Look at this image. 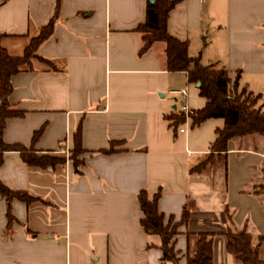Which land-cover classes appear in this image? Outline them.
Listing matches in <instances>:
<instances>
[{
  "label": "crops",
  "instance_id": "1",
  "mask_svg": "<svg viewBox=\"0 0 264 264\" xmlns=\"http://www.w3.org/2000/svg\"><path fill=\"white\" fill-rule=\"evenodd\" d=\"M149 3H0L1 46L13 57L24 55L60 4L53 35L37 51L55 68L33 59L13 77L10 102L23 116L7 120L4 140L66 161L42 168L18 152L4 155L1 182L35 201H13L9 228L0 195V264H163L160 238L142 225V191H161L166 223L171 216L180 222L185 206L190 210L176 236L181 264L201 233L214 235V264H238L227 248L228 229L245 230L256 244L264 236V136L231 139L224 157L191 173L211 154L225 120L176 126L183 100L171 91L187 89L195 112L207 100L186 72L168 71L165 42L140 55ZM168 32L188 44L192 58L238 75L239 88L264 101V0H180ZM79 128L86 153L77 172L70 155Z\"/></svg>",
  "mask_w": 264,
  "mask_h": 264
},
{
  "label": "trees",
  "instance_id": "2",
  "mask_svg": "<svg viewBox=\"0 0 264 264\" xmlns=\"http://www.w3.org/2000/svg\"><path fill=\"white\" fill-rule=\"evenodd\" d=\"M179 1L155 0V2L149 3L146 23L139 28L144 42L140 55L146 53L155 41L165 42L168 71L186 72L189 83H200V95L207 100L206 106L193 116L194 126L209 119L223 118L225 120V127L217 132L218 138L211 147L209 157L191 170V173H201L216 155L224 157L228 152V144L231 139L257 134L264 136V106H258V102L262 99L261 95L255 96L244 89L240 90L238 75L233 78L225 69L204 66L200 58H192L189 55L187 43L181 42L169 34V13ZM59 10L60 4L57 5L53 19L41 29L39 36L31 41L21 57L11 56L1 46L2 36L0 35V166L3 165L4 155L7 152L20 153L24 162L34 167L48 168L66 163L64 159L50 156L39 157L34 151L28 150L24 146L10 145L4 140L7 120L23 116V113L15 110L10 102V96L13 92V77L29 67L33 59H39L51 68H55L50 61L38 56L37 51L39 46L53 35ZM173 119L176 126H180L186 121L184 114L181 113ZM42 132L43 129L36 132L34 141L41 136ZM74 144L70 159L75 170L79 172L85 161L81 157L86 153L82 144L81 128L74 136ZM110 152L104 151V153ZM0 195L6 199L8 204L9 228L15 220L12 214L13 201L20 200L28 204L35 201L27 193L10 190L1 180ZM161 196V191L154 195H150L147 191H142L139 194V203L144 214L142 225L149 236L160 238L162 263L181 264L182 257L180 252L176 250V236L179 227L189 221L190 210L185 206L180 222L175 223V217L171 216L166 223V217L159 209ZM227 215L231 220L228 209ZM226 237L228 251L238 264H264V256L261 253L264 236H259L258 242L255 244L253 236L245 230L234 233L228 229ZM197 238L194 254L187 256L186 264H214V235L201 233Z\"/></svg>",
  "mask_w": 264,
  "mask_h": 264
},
{
  "label": "built area",
  "instance_id": "3",
  "mask_svg": "<svg viewBox=\"0 0 264 264\" xmlns=\"http://www.w3.org/2000/svg\"><path fill=\"white\" fill-rule=\"evenodd\" d=\"M208 0H200L201 3H205ZM3 0H0V3H2ZM171 94L173 95H178L182 98L183 103L181 106V114H184L186 122L189 120H193V116L196 114L195 111H193L192 109L189 108L188 104H187V98H188V90L187 89H183V90H173L171 91ZM179 132L183 133L185 132L184 127H182L181 129H179Z\"/></svg>",
  "mask_w": 264,
  "mask_h": 264
},
{
  "label": "rangeland",
  "instance_id": "4",
  "mask_svg": "<svg viewBox=\"0 0 264 264\" xmlns=\"http://www.w3.org/2000/svg\"><path fill=\"white\" fill-rule=\"evenodd\" d=\"M240 90H241V89H240ZM263 102H264L263 100H260V101L258 102V106H261ZM208 165H209V164H208ZM208 165H207V167H208ZM207 167H206V168H207ZM260 191L264 193V184L260 187ZM156 238L159 239L158 237H156ZM255 244H256V243H255ZM261 253H262V255L264 256V245H263V248H262Z\"/></svg>",
  "mask_w": 264,
  "mask_h": 264
},
{
  "label": "water",
  "instance_id": "5",
  "mask_svg": "<svg viewBox=\"0 0 264 264\" xmlns=\"http://www.w3.org/2000/svg\"><path fill=\"white\" fill-rule=\"evenodd\" d=\"M149 1H151L152 3L155 2V0H149ZM197 85L200 87V83H198Z\"/></svg>",
  "mask_w": 264,
  "mask_h": 264
}]
</instances>
